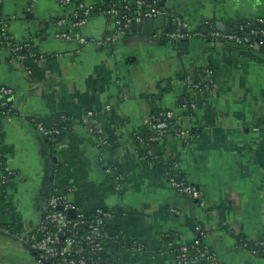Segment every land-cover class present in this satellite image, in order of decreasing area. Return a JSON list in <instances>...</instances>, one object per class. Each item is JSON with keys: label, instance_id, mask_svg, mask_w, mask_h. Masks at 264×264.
Returning a JSON list of instances; mask_svg holds the SVG:
<instances>
[{"label": "crops", "instance_id": "1", "mask_svg": "<svg viewBox=\"0 0 264 264\" xmlns=\"http://www.w3.org/2000/svg\"><path fill=\"white\" fill-rule=\"evenodd\" d=\"M78 1L92 8L81 29L84 46L57 38V22L73 20L77 0H1L14 40L30 43L44 60L0 54V86L13 89L16 112L0 117V168L12 172L0 193V264H40L24 236L45 216L53 192L85 216L114 213L105 229L108 264H176L164 236L174 244L201 240L222 264H264L242 244L264 242V53L165 36L174 19L188 33L204 31L206 22L234 31L264 14V0H127L143 2L145 12L162 10L157 17L165 24L157 28L143 18L107 44L100 43L116 30L105 13L108 0ZM205 69L214 78L208 92L177 79ZM166 110L194 138H168L162 162L175 161L205 207L170 184L164 165L142 160L136 150L133 138L148 128L152 111ZM89 112L105 134L114 120L115 142L97 144ZM63 118L68 131L52 147L37 124ZM114 233L120 241L110 239Z\"/></svg>", "mask_w": 264, "mask_h": 264}, {"label": "built area", "instance_id": "2", "mask_svg": "<svg viewBox=\"0 0 264 264\" xmlns=\"http://www.w3.org/2000/svg\"><path fill=\"white\" fill-rule=\"evenodd\" d=\"M64 5H70L72 0H62ZM110 3L111 1L108 0ZM125 5L123 9L129 12V4L127 0L123 1ZM143 2H137V6L142 5ZM1 4V0H0ZM124 12V11H123ZM81 13L83 18L77 20L78 15ZM92 13V8L80 3L73 20L68 23L66 20L57 22L60 28L57 33V38L65 41H74L84 46L87 40L83 37L81 29L84 28ZM107 15L114 18L116 30L114 34L108 36L100 44L115 43L126 33L130 28L133 21L141 22L145 17L164 16V12L158 8L151 9L149 12L142 13L141 11L135 12V17L122 16L117 7L113 6L105 10ZM257 26L253 27L249 22L245 25L241 24L235 31L220 32L211 22L205 23V30L210 29L208 35L212 37L213 41L210 43L211 47H216L219 43H230L241 46L247 49L264 50V19H257ZM167 36L171 40H185L190 38H204L205 35L200 31L188 33L185 31V25L179 20L174 19V27ZM8 50L16 61L34 60L40 62L44 60V55L37 53L30 43H18L14 40L9 31V20L5 17H0V54ZM25 52V54H22ZM185 84L189 89L208 92L214 85V78L210 69L204 71L203 76L196 82L192 76H188ZM14 91L6 86H0V104L9 108L6 111L0 112V117H10L15 115L13 106ZM9 103L11 106L9 107ZM110 110V107H108ZM93 112L87 113L86 121L88 125L96 124L93 121ZM65 118H63L64 120ZM62 120V121H63ZM148 126L153 134L148 139L149 144L162 143L165 138L174 137L178 140L188 142L193 140L194 136L190 130L182 128L178 125L176 113L173 110L162 111L158 116H151L148 121ZM39 131L47 138L55 139L56 136L63 135L68 131V127H55L48 129L43 123H38ZM91 133L97 140V144L107 145L105 136L101 131H95L89 127ZM140 142H143L141 136H137ZM148 146V153L141 157L142 160L149 163H155L160 160L155 155L154 148ZM166 155H168L166 153ZM167 157V156H166ZM173 170L177 169L176 163H171ZM12 172L7 171L5 168H0V193H5V186L7 178ZM166 171V175H168ZM170 184L180 193L196 200L200 206L207 205L205 198L201 192L190 183L177 182L175 179H169ZM75 211V216L69 215L70 211ZM114 213L109 210L99 209L93 213L92 216H85L78 212L76 208L68 202L67 196L63 193L53 192V195L48 203L47 212L41 222L31 229L24 236L25 242L29 248L36 254L37 260L40 264H108L107 254L109 252L105 229L108 220L114 218ZM0 231H5L1 227ZM114 242L120 241L119 236H111ZM248 249L247 243H242ZM171 245V244H170ZM259 247L263 250L264 255V242L259 243ZM172 249V245H171ZM174 255L175 251L172 249ZM192 251L195 254H192ZM176 264H222L217 255L209 250V248H200L198 244H194L190 248L182 245L179 254L175 255Z\"/></svg>", "mask_w": 264, "mask_h": 264}, {"label": "trees", "instance_id": "3", "mask_svg": "<svg viewBox=\"0 0 264 264\" xmlns=\"http://www.w3.org/2000/svg\"><path fill=\"white\" fill-rule=\"evenodd\" d=\"M73 1L74 0H72V2ZM109 1H111V2L109 3L108 8H106V9H109V8L115 6L120 11H122V13H121L122 16H128L129 17L130 14H131V15H133L135 17V12H137V11H141L142 13H146L145 11H143L141 9V7L137 6L136 4H129L130 5L129 6L130 10L126 14L125 13L126 11L123 9V6L125 5V3H123L124 0H109ZM80 3H81V1H78L77 0V3H76L77 8H78V6H79ZM81 18H83V16L80 13L78 15L77 20H79ZM257 19H264V14L261 15V16H259V17H257L253 21H248L246 23H243V25H245V24H247V23L250 22L253 27H256L257 26V21H256ZM212 25L214 26V28H216L214 24H212ZM216 29L218 31H220V32H228V31H225V30H219L218 28H216ZM200 31L205 35V37L203 39L207 40L209 42V44H210L213 41L212 37H210L208 35V33L210 32V29H208L207 31L206 30H204V31L203 30H200ZM242 48H244V47H242ZM244 49H246L249 52H254L255 51L253 49H247V48H244ZM257 51H260V52H263L264 53V50H257ZM22 54H25V52H22ZM203 74H204V70H199V72L194 73V75H190L189 73H182V74H178L177 75V79H181L182 81L185 82V80L187 79L188 76H193L194 80L197 82L200 79V77L203 76ZM168 88H162L160 90V92H159V95L162 96L164 93H166L167 91H169L171 89V87H168ZM10 106H11V104L9 103V107ZM8 109H9L8 107L5 108V107H3L0 104V112L6 111ZM161 112L162 111H156V112H153L152 111L151 116H158ZM110 123H111V127L112 128H109V130L107 131V134H105L102 129L101 130L100 129H97V123L96 124H93V125H90V128L95 129V131H101L100 134H102L103 136H105L106 141H107V144H110V143L115 142L116 141V137H117V124L114 122V120H111ZM43 125L45 127H47L48 129H53L55 127H63V126H66L67 127V125H69V119L68 118H65L60 123H53V124L52 123L51 124L43 123ZM152 134H153V132H152V130L148 126V128L145 129V131L143 132V134H137V135L134 136L133 139H134V142L137 145V149L136 150L139 153V156L140 157H142V156H144V155H146L148 153V146L151 145V144L148 143V139H149V137H151ZM137 136H141L144 141L143 142H140L137 139ZM63 137H64V134L63 135L56 136L55 139H53V138H47V139H48L49 143L51 144V146L53 147L55 144L59 143L62 140ZM167 140H168V137L165 138L162 143H153L151 145V147L154 148L155 155L158 156V158L160 159V160H158V162L161 164L160 166L164 165L163 168H161L162 169V172L166 174V171H168L169 174L166 175L167 178H168V181H169V179H175L177 182L188 183L187 180H185L183 178L182 174L180 173V171L178 169H175V170L172 169L173 166L171 165V163H174L175 162L173 159H171L169 157L170 158L169 163H168L169 165L163 164V162H162V160L164 158V150L161 149V146H163L166 143ZM158 162H155V164H157ZM3 227L4 228H7V227H5V225H3ZM112 236H116V233L112 234ZM164 240H165L166 244H171L172 245V249L175 251V255H178L179 254V250L181 249V246L182 245H186L189 248L191 246H193L194 244H198L200 248H205L206 247V245L201 240H197V241H195V242H193L191 244H174L172 236L171 237L164 236ZM243 242H245V243L248 244V248H254V250L256 251L257 254H259L260 256H264L263 255V250H262L261 247H259V244L253 245L250 242H246V241H243ZM192 254H195V252L192 251Z\"/></svg>", "mask_w": 264, "mask_h": 264}, {"label": "water", "instance_id": "4", "mask_svg": "<svg viewBox=\"0 0 264 264\" xmlns=\"http://www.w3.org/2000/svg\"><path fill=\"white\" fill-rule=\"evenodd\" d=\"M153 1H159V0H148V2L150 3V4H152L153 3ZM148 21V20H151V21H154L155 22V25H156V27L157 28H160V27H162L164 24H165V21H166V19H165V17H157V18H151V17H148V18H144V21ZM133 24H135V21H133ZM169 31H166L165 33L167 34ZM164 33V34H165ZM159 37V36H158ZM158 37H156V38H158ZM160 38V37H159ZM172 41H175V40H172ZM75 211L73 210V211H70L69 212V215L71 216V217H74L75 216Z\"/></svg>", "mask_w": 264, "mask_h": 264}]
</instances>
